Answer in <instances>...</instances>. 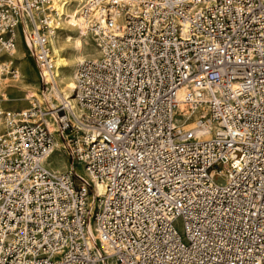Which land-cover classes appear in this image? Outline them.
I'll return each mask as SVG.
<instances>
[{
	"label": "built area",
	"instance_id": "1",
	"mask_svg": "<svg viewBox=\"0 0 264 264\" xmlns=\"http://www.w3.org/2000/svg\"><path fill=\"white\" fill-rule=\"evenodd\" d=\"M90 3L81 117L0 107V264H264V0ZM52 4L0 0V79L27 25L51 84Z\"/></svg>",
	"mask_w": 264,
	"mask_h": 264
},
{
	"label": "bare ground",
	"instance_id": "2",
	"mask_svg": "<svg viewBox=\"0 0 264 264\" xmlns=\"http://www.w3.org/2000/svg\"><path fill=\"white\" fill-rule=\"evenodd\" d=\"M91 0H52V6L57 11L58 29L55 37L50 41L55 55L54 79L46 91L39 88L38 80L41 69L35 62L34 51L29 38V27L22 25L16 33V45L11 59L17 61V76L15 80L0 82V107H14L22 113L33 107H38L47 113L51 129H56L54 119L57 117L56 109L62 101H68L77 117L82 112L75 104L74 72L78 63L86 59L98 57V51L87 34L88 22L81 14L83 6L91 5ZM93 3L95 0H92ZM30 46V48H29ZM34 62V64H33ZM185 90L179 91L183 97ZM12 110V109H11ZM16 110V109H15ZM49 168L56 172L67 171L70 167L68 161L58 150L48 161ZM77 173L82 175L81 167L77 166ZM93 193L89 195V206L96 202V196L101 194L103 187L99 183L93 186ZM88 235L98 245V229L95 224H89ZM106 249L105 244H101Z\"/></svg>",
	"mask_w": 264,
	"mask_h": 264
},
{
	"label": "rangeland",
	"instance_id": "3",
	"mask_svg": "<svg viewBox=\"0 0 264 264\" xmlns=\"http://www.w3.org/2000/svg\"><path fill=\"white\" fill-rule=\"evenodd\" d=\"M61 31V30H60ZM29 48H30V46H29ZM14 63H15V66H16V63H17V61L15 60L14 61ZM33 64H34V62H33ZM16 69H17V67H16ZM3 80H6V79H0V82L1 81H3ZM8 81L9 80H15V79H10V78H8L7 79ZM38 85H39V88H40V90H42V91H46L47 90V87H44L42 84H41V82H40V79L38 80ZM4 108H7L8 110H10V111H14V112H21L19 109L17 110V108H15L14 109V107H8V106H5ZM12 109V110H11ZM61 154L63 155V157L68 161V163L70 164V160L68 159V157L66 156V154H64L63 152H61ZM79 167H81L80 165H78ZM76 169H77V167H76ZM81 169H82V167H81ZM83 171V170H82Z\"/></svg>",
	"mask_w": 264,
	"mask_h": 264
}]
</instances>
